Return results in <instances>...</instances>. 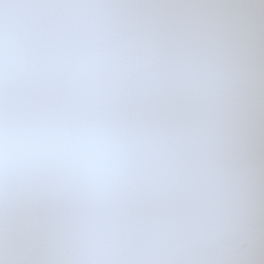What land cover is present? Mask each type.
I'll return each mask as SVG.
<instances>
[{"label": "snow or ice", "instance_id": "obj_1", "mask_svg": "<svg viewBox=\"0 0 264 264\" xmlns=\"http://www.w3.org/2000/svg\"><path fill=\"white\" fill-rule=\"evenodd\" d=\"M0 264H264V0H0Z\"/></svg>", "mask_w": 264, "mask_h": 264}]
</instances>
